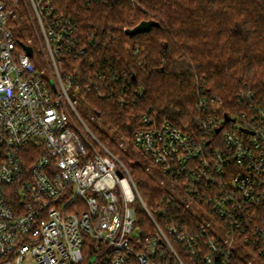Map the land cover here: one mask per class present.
<instances>
[{"label": "built area", "instance_id": "2783aa9c", "mask_svg": "<svg viewBox=\"0 0 264 264\" xmlns=\"http://www.w3.org/2000/svg\"><path fill=\"white\" fill-rule=\"evenodd\" d=\"M12 1L49 73L18 49L0 0V264H252L237 248L264 263V88L241 90L227 111L203 87L184 128L143 115L133 145L167 179L154 177L151 210L71 97L114 94L112 77L67 71L86 54L77 23L53 0Z\"/></svg>", "mask_w": 264, "mask_h": 264}, {"label": "trees", "instance_id": "16d2710c", "mask_svg": "<svg viewBox=\"0 0 264 264\" xmlns=\"http://www.w3.org/2000/svg\"><path fill=\"white\" fill-rule=\"evenodd\" d=\"M53 1L77 23L78 49L86 51L83 57H67V71L112 77L111 97L88 92L84 100L120 140L94 126L91 130L127 167L141 199L152 210L163 188L146 168L132 163L122 144H134L141 119L150 110L160 125L191 124L203 87L222 100L227 111L241 90L264 88V0ZM19 9L27 16L23 7ZM145 21L158 26L148 33L127 35V30ZM11 31L18 49L25 51L16 30ZM127 89L129 102L121 105ZM145 215L140 206L138 219Z\"/></svg>", "mask_w": 264, "mask_h": 264}, {"label": "rangeland", "instance_id": "374dc122", "mask_svg": "<svg viewBox=\"0 0 264 264\" xmlns=\"http://www.w3.org/2000/svg\"><path fill=\"white\" fill-rule=\"evenodd\" d=\"M4 3L6 4L7 13H11L9 19V24L11 25V27L9 25V28L16 30L20 44H29V46L33 48L31 60L37 67L38 71L45 72V74L49 73L48 64L46 62L44 53L42 52L36 33L33 29V25L30 22L29 18L23 15L21 9H19L18 6H16L12 0H4ZM70 94L73 100L77 101V109L82 115V117L85 119V121L88 123V126L90 128L94 126L98 128L101 132H104L109 135L110 137L116 140H120L117 132L114 129H111L110 127L106 126L101 120V118L95 115L94 111L87 105L84 98H82L79 94L75 93L74 91H71ZM123 147L128 150V154L131 157L132 163H138L144 168H146V170L149 171V174L152 177L167 181L166 177L161 173V170L156 165H154L153 162L141 151H139L134 145L124 143ZM171 187L172 185L170 183L167 184V189H170ZM209 219L211 220L210 217ZM145 220H147L146 215L145 219L139 218L140 222H144ZM244 251L245 250H243V248L236 249L237 254L242 255V257L244 256V258L247 261L252 262V264H264L260 262L257 258H255L253 255L244 253Z\"/></svg>", "mask_w": 264, "mask_h": 264}, {"label": "water", "instance_id": "95a60500", "mask_svg": "<svg viewBox=\"0 0 264 264\" xmlns=\"http://www.w3.org/2000/svg\"><path fill=\"white\" fill-rule=\"evenodd\" d=\"M155 26H158V23L145 21V22H142L140 25H138L136 28L131 29V30H127L126 33L130 37H134L138 34L150 32L152 30V28ZM23 47H24V50L26 51V53L29 56H31L33 49L31 47L24 45V44H23ZM227 119H229V118L227 117Z\"/></svg>", "mask_w": 264, "mask_h": 264}]
</instances>
